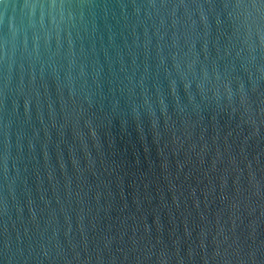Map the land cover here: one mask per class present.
<instances>
[{
    "label": "water",
    "instance_id": "water-1",
    "mask_svg": "<svg viewBox=\"0 0 264 264\" xmlns=\"http://www.w3.org/2000/svg\"><path fill=\"white\" fill-rule=\"evenodd\" d=\"M0 264H264V0H0Z\"/></svg>",
    "mask_w": 264,
    "mask_h": 264
}]
</instances>
